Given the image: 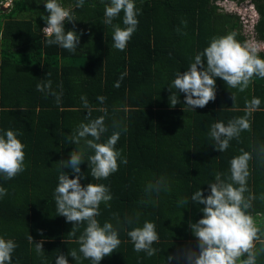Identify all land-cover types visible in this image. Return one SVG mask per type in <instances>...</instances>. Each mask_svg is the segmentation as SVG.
Returning <instances> with one entry per match:
<instances>
[{
  "label": "trees",
  "instance_id": "trees-1",
  "mask_svg": "<svg viewBox=\"0 0 264 264\" xmlns=\"http://www.w3.org/2000/svg\"><path fill=\"white\" fill-rule=\"evenodd\" d=\"M8 1L12 7L6 12L3 7ZM217 1L225 0H134L139 10L137 30L126 49L119 51L113 47L112 28L103 24L108 0H85L81 8L75 7L76 0H59L76 19L65 23V31L83 32L77 52L69 53L45 44L41 30L46 24L41 17L48 15L46 0H0V135L13 130L25 145V170L11 180L0 176V187L7 190L0 198V237L17 244L12 264H55L58 254L67 256L68 264H76L68 252L78 249L76 240L83 226L75 237L69 234L73 225L57 216L53 193L58 184L57 163L68 160L76 147L68 135L89 118L81 97L92 109L90 118L104 115L100 108L107 110L109 132L103 139L111 135L113 120L122 121L128 129L115 146L127 164L118 161L119 170L107 180L93 179L87 161L80 166L82 185L103 183L113 196L110 208L101 204L97 219L101 224L106 220L115 224L113 213L123 218L139 212L140 225L145 220L155 223L159 236L153 245L159 251L148 257L133 250L121 229V245L100 264H165L167 256L196 247L188 222H197L202 213L198 205L190 202L182 208L177 201L200 189L208 195L214 172H226L240 148L248 150L264 142V79L254 77L240 93L217 78L214 102L192 111L184 104V94L178 93L180 103L170 107L169 84L178 72L187 71L212 37L235 32L239 42L247 41L238 15L225 12ZM231 1L241 4L244 0ZM250 1L260 14L255 32L263 43L264 0ZM122 20L123 12L114 23L124 27ZM259 55L264 58V51ZM42 79L51 80L58 92L62 84L59 106L55 97L37 91ZM253 96L261 100V110L252 115V131L242 133L239 142L233 140L226 152L215 151L207 135L210 126L244 115L245 100ZM98 97H105L102 104ZM253 169L249 186L259 196L264 192V169L255 164ZM61 170L75 178L69 169ZM161 176L168 179L171 190L162 192L154 205L141 204L145 185ZM254 208L264 213L259 200ZM29 235L34 243L44 241L43 257L35 253ZM79 264L90 261L82 259ZM169 264L184 262L174 259Z\"/></svg>",
  "mask_w": 264,
  "mask_h": 264
},
{
  "label": "clouds",
  "instance_id": "clouds-1",
  "mask_svg": "<svg viewBox=\"0 0 264 264\" xmlns=\"http://www.w3.org/2000/svg\"><path fill=\"white\" fill-rule=\"evenodd\" d=\"M221 2L217 1L216 4L221 7ZM246 2L251 4L246 12L248 19L252 20L253 15L258 17L255 4L250 0H244L241 4ZM84 4L85 0H76L75 7L81 8ZM44 8L48 13L41 17L46 24L41 30L45 36V44L57 45L69 53H76L83 32L77 35L75 30L65 31L66 22L76 21L71 10L64 7L59 0H46ZM222 10L236 14V11L228 12L224 8ZM121 12L124 27L114 23ZM138 15L139 10L134 0H108L104 3L103 24L112 28L111 38L116 50L126 49L137 30ZM182 24L186 26V21H182ZM253 25L256 26L257 23L254 22ZM255 38L254 36L253 39ZM262 49L264 45L259 43L242 44L236 39L235 32L212 37L209 45L195 55L194 62L187 71L182 74L178 72L169 84L170 107L180 103L178 93L184 94V104L192 111L214 102L217 78L229 88L237 89L240 93L245 92L254 77L264 79V58L259 55ZM115 86L119 87V83ZM57 87L59 92L53 89L52 81L46 79L36 85L37 91L55 97L59 106L63 95L62 84ZM231 98L235 102L234 94H231ZM81 100L83 107L88 110L89 118L68 135L69 142L76 147L69 153L68 160L62 159L57 163L58 184L53 193L57 216L66 218V222L73 225L69 234L75 237L83 226V231L76 240L79 247L69 251L68 256L76 264L82 259L90 261V264H100L104 257L110 256L121 245L119 233L124 229L136 253L143 252L148 257H153L159 251L153 247L159 242V236L155 223L145 220L140 225L141 213L126 214L123 218L113 213L115 224L108 220L101 224L97 219L101 215V204L110 208L113 196L109 187L103 183L82 185L80 166L87 161L93 179L107 180L119 170L118 161L127 164V159L122 157V150H117L115 146L122 133H126L128 129L122 121L113 120L111 135L106 140L103 139L109 132L105 123L107 110L100 108L98 111L104 115L90 118L92 109L85 97H81ZM98 100L102 104L105 97H98ZM260 105L261 100L253 96L250 100H245L244 115L234 117L227 123L219 121L210 126L207 135L214 142L215 151L226 152L233 140L239 142L242 133L252 131L251 118L255 112L261 110ZM17 135L13 130L4 131L0 135V176L6 180L15 178L25 170V145ZM257 145L255 148L250 145L248 150L240 148L238 154L229 160L226 172H214L213 182L208 183V195L205 196L200 189L191 194L190 198L182 197L177 201L182 208H186L184 206H188L190 202L198 205L202 218L194 223L188 222V228L197 241L196 247L185 248L177 256H167L165 264L174 259L183 261L184 264H260L264 258V213L255 211L254 202L259 200L264 204V192L257 196L249 186L253 164L258 169H264V142L258 141ZM65 168L75 178H69V173L61 170ZM170 190V183L164 176L150 181L145 185V198L141 200V204L154 205L162 192L167 193ZM5 195L7 190L0 187V198ZM38 235L42 236L43 232L38 231ZM28 240L35 245L37 256L43 257L44 241L34 243L30 235ZM16 248L15 241L0 237V264H12ZM55 264H68L67 256L58 254Z\"/></svg>",
  "mask_w": 264,
  "mask_h": 264
},
{
  "label": "rangeland",
  "instance_id": "rangeland-1",
  "mask_svg": "<svg viewBox=\"0 0 264 264\" xmlns=\"http://www.w3.org/2000/svg\"><path fill=\"white\" fill-rule=\"evenodd\" d=\"M4 5L6 6L5 8H3L4 11L8 12V11H10V9L12 7V2L8 1ZM220 5L222 8L227 9L230 12L237 11L238 9L241 8V9H243L242 11H245V13H246L250 9L251 4L249 2H246L244 4L239 5V4H237L231 0H228L226 2L222 1L220 3ZM259 20H260V14L258 17H254V15H253V19L249 20L247 23V26H245V32L248 34V40L246 42L257 43L258 37L253 39V24H254V22L258 23ZM259 44H262V43H259Z\"/></svg>",
  "mask_w": 264,
  "mask_h": 264
},
{
  "label": "built area",
  "instance_id": "built-area-1",
  "mask_svg": "<svg viewBox=\"0 0 264 264\" xmlns=\"http://www.w3.org/2000/svg\"><path fill=\"white\" fill-rule=\"evenodd\" d=\"M226 2V1H224ZM228 12H230L229 10H227ZM236 14L239 16V20H240V23H241V26H242V34L244 36L247 37V40H248V34L245 32V26H247V23L249 21L248 19V16L246 15L245 11H242V9H238L236 11ZM255 25H253V37L255 36L256 37V32H255V28H254ZM257 43H260L257 41ZM262 45H264V42L262 43ZM261 51H264V49H262Z\"/></svg>",
  "mask_w": 264,
  "mask_h": 264
},
{
  "label": "water",
  "instance_id": "water-1",
  "mask_svg": "<svg viewBox=\"0 0 264 264\" xmlns=\"http://www.w3.org/2000/svg\"><path fill=\"white\" fill-rule=\"evenodd\" d=\"M6 6H4L3 8H5Z\"/></svg>",
  "mask_w": 264,
  "mask_h": 264
}]
</instances>
